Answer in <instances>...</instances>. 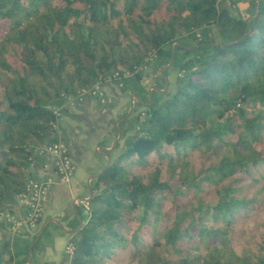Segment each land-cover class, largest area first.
<instances>
[{
  "label": "trees",
  "instance_id": "16d2710c",
  "mask_svg": "<svg viewBox=\"0 0 264 264\" xmlns=\"http://www.w3.org/2000/svg\"><path fill=\"white\" fill-rule=\"evenodd\" d=\"M258 5L235 15L221 0H0V212L54 141V105L117 72L134 90L150 58L174 52L178 88L156 90L117 144L70 264H264ZM28 252L6 248L0 264H27Z\"/></svg>",
  "mask_w": 264,
  "mask_h": 264
},
{
  "label": "crops",
  "instance_id": "0c3cea01",
  "mask_svg": "<svg viewBox=\"0 0 264 264\" xmlns=\"http://www.w3.org/2000/svg\"><path fill=\"white\" fill-rule=\"evenodd\" d=\"M260 1H254L257 8ZM243 7L239 11L251 9L252 4L247 3ZM101 85L104 89L113 84L107 81ZM153 91H150V102ZM134 94L135 102L131 101V104L127 98H108L109 109L101 108L98 100L86 95L72 101L62 99L52 107L59 109L60 116L57 130L52 132L51 139L62 138L67 142L76 172L70 181L53 186L41 224V235L32 242L29 264H70L65 248L87 220L88 203L95 195L93 187L97 178L117 156L116 146L123 137L122 127L128 120H123L125 112L134 111L138 103L139 108L135 112L144 109L142 98ZM30 173L41 179L55 177L53 157L49 154L39 157L31 164ZM20 210L16 198L0 212V226L5 234L8 233L7 238L19 237H15L8 228H12L9 217H20ZM20 239L25 242L32 240L28 235H22Z\"/></svg>",
  "mask_w": 264,
  "mask_h": 264
},
{
  "label": "rangeland",
  "instance_id": "374dc122",
  "mask_svg": "<svg viewBox=\"0 0 264 264\" xmlns=\"http://www.w3.org/2000/svg\"><path fill=\"white\" fill-rule=\"evenodd\" d=\"M222 4L225 2L226 6L230 8L231 12H233L235 15H240L244 13L239 11L241 10L240 7L244 6L247 3L252 4L251 11H256L258 8L255 5L254 1L256 0H221ZM263 1V0H262ZM257 4V3H256ZM244 8V7H243ZM185 43L187 46H193L194 42L191 39H186ZM172 50L174 49V45H171L170 47ZM178 56L183 57V53L178 51L177 52ZM174 52L172 53L171 56H167L163 59V61L158 64L154 58H150L148 63L140 68L138 71L142 73V80L138 82V84L135 86V89L133 90L132 88H129L127 91L123 90L122 87V79H114L113 74L111 77H109L106 81L104 82H111L113 85H109L106 88L103 89V85L100 82L98 85L99 87V92L97 95L91 94V90L94 89L97 85V83L92 86L88 91L85 93L81 94L89 96L91 98H95L96 100L99 101V106L103 109H109V99L108 98H127L128 102L131 104V101L135 102L133 96L135 95L134 93L136 92L139 98H142L143 102L145 103L144 109H139V112H135L139 108V103L136 104L135 110L130 111V112H125L122 116H124L123 120L128 118V120L124 123L122 127V132H123V137L120 139V144L122 145L125 141L126 138H129L134 134L136 123H137V117L142 113V116L144 115L143 113L148 109V106L152 104L150 102V91H153V98H158V95L156 93V90L160 89V92L164 95L163 98H167L170 94L174 93L178 86L176 84V79L178 76V69L176 68L175 64L176 61L174 60ZM133 78V75H131L129 78ZM120 82V83H118ZM89 94V95H88ZM68 98H77V97H68ZM67 99V98H66ZM155 100V99H154ZM133 104V103H132ZM58 120V118H57ZM120 150L118 149L119 154ZM42 157V156H41ZM30 170V169H29ZM32 179H41V178H36L32 177ZM22 218H27L28 215V209L25 205L21 206L20 210ZM44 216V214H43ZM43 216L41 219V222H39L37 226V230L35 229H29L27 230L26 226L21 224V223H16L15 217L12 218V216L9 217L11 219L10 223L12 225L11 230L8 228V230L15 235V237L18 238H7V234H5L3 231V228L0 226V253L4 251L6 248H9L12 252L15 253H20L22 252V248L26 245L29 244V250L30 247L32 246V242H34L38 237H40L41 233V224L43 220ZM87 216H88V209H87ZM86 222V221H85ZM5 226V225H4ZM57 229V227H55ZM8 232V231H7ZM22 235H28L32 240L30 242H25L26 240L20 239ZM21 236V237H20ZM75 237H72L71 240H69L68 244L72 242V240ZM33 247V246H32ZM66 252L68 256L71 258L67 251V246H66ZM32 251V250H31ZM28 258V263L29 264V252L27 255ZM31 258V257H30ZM31 260V259H30Z\"/></svg>",
  "mask_w": 264,
  "mask_h": 264
},
{
  "label": "built area",
  "instance_id": "2783aa9c",
  "mask_svg": "<svg viewBox=\"0 0 264 264\" xmlns=\"http://www.w3.org/2000/svg\"><path fill=\"white\" fill-rule=\"evenodd\" d=\"M132 74L125 72L122 75L117 72L113 77L114 79H127ZM91 90V94L97 95L99 92V85ZM81 96V95H80ZM78 96V97H80ZM72 101L74 98H67ZM56 118L60 116L59 109H52ZM57 130V121L53 126V132ZM51 155L53 157V167L55 169V177H47L44 179H31L27 186L25 193L18 198L20 206L25 205L28 209L27 218L22 216L15 219L16 223H21L26 226L27 230L35 229L42 219L45 212L50 192L56 183L70 181L76 172L75 163L71 157L69 145L62 138L54 139V141L46 148L39 152V156ZM69 255L72 253L71 243L67 245Z\"/></svg>",
  "mask_w": 264,
  "mask_h": 264
},
{
  "label": "water",
  "instance_id": "95a60500",
  "mask_svg": "<svg viewBox=\"0 0 264 264\" xmlns=\"http://www.w3.org/2000/svg\"><path fill=\"white\" fill-rule=\"evenodd\" d=\"M259 8V7H258ZM105 171V170H104ZM103 173V172H102ZM79 229V228H78ZM31 250H32V246L30 247V250H29V262H31L30 260V254H31Z\"/></svg>",
  "mask_w": 264,
  "mask_h": 264
}]
</instances>
